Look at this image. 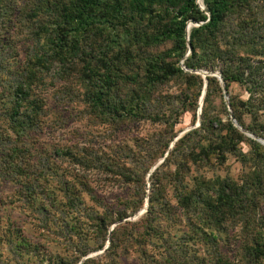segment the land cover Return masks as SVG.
<instances>
[{"label":"trees","instance_id":"trees-1","mask_svg":"<svg viewBox=\"0 0 264 264\" xmlns=\"http://www.w3.org/2000/svg\"><path fill=\"white\" fill-rule=\"evenodd\" d=\"M9 2L19 6L17 0H0V11L11 9ZM199 4L197 0H35L30 12L23 10L32 17L37 42L20 67H12L15 56L10 60L0 52V72L10 78L2 76L0 85V180L14 181L22 203L42 215L61 204L58 191L64 194V215L57 220L70 234L73 247L69 254L51 258L50 264H122L123 256L133 250L151 264H235L219 245L223 231L244 215L251 233L242 242L243 263L264 264V218L257 225L251 220L258 202L264 200V145L231 121L220 80L192 72L220 70L236 121L264 139L260 120L264 0H199ZM5 14L4 24L11 23L10 13ZM190 21L202 25L190 29L192 52L187 56ZM167 43L171 46L165 51H152ZM55 75H63L66 83L76 79L65 85L64 94L70 87L66 94L70 101H82L88 113L105 124L151 120L165 126L159 140L136 152L134 164L126 152L89 163L92 156L82 160L71 149L57 150L58 157L135 183L132 196L117 197L108 205L80 174L75 183L62 182L58 191L42 185L45 166L40 167L38 142L48 126L46 84ZM205 80L201 124L180 137L175 129L182 116L192 112L193 125L198 122ZM175 82L181 86V97L163 110V90ZM233 85L242 87L248 98L232 95ZM243 144H248V151ZM229 155L252 165L242 182L210 176ZM152 168L147 211L139 222L127 221L145 207L146 177ZM87 194L96 205L88 204ZM180 220L187 231L178 238L172 230L181 226ZM10 231L13 239L18 231ZM14 240L16 248L26 251L24 256L37 251L28 238ZM91 242L97 245L91 247ZM202 243L213 247L212 259L191 252ZM153 246L160 248L156 254ZM97 250L104 252L85 259ZM29 261L37 263L31 257Z\"/></svg>","mask_w":264,"mask_h":264},{"label":"rangeland","instance_id":"rangeland-1","mask_svg":"<svg viewBox=\"0 0 264 264\" xmlns=\"http://www.w3.org/2000/svg\"><path fill=\"white\" fill-rule=\"evenodd\" d=\"M17 1L19 6L15 5L14 2H9L11 9L0 11V25L1 27L4 26L0 31V52L3 57H7L10 60L13 59L12 56H15V60L12 61H16V63L12 67H15L19 63L23 65L26 62L28 53L34 51L37 42L36 36L32 34L33 27L30 22L31 20H29L32 17L26 15V12L23 11L25 9L27 12H30L34 8L35 0ZM7 11L10 13L8 18H10L11 23L4 24V20H7V15L5 14ZM42 18L39 17V19ZM27 19L29 20L28 23H20L21 21H27ZM8 44L13 45L14 48H8ZM15 44L18 45V49ZM32 44L33 49L31 48ZM170 46V43L163 44L155 47L152 51L154 53L162 52ZM203 72L211 74L208 76H212V73L221 71ZM74 74L76 75L77 72H74ZM198 74L203 76L201 73ZM2 76L6 80L10 79L0 72V85L3 82ZM61 76L55 75V77L48 79V81H52L46 84V92L49 97L47 107L48 126L38 142L40 158L43 159L40 161V167L45 166V177L41 180L42 185L47 186L48 190L54 189L58 191V188L62 186V182L75 183V180L79 178L76 174H80L88 178L97 197L106 200V204L108 205L117 202L119 197L132 196L136 188L135 183L124 182L114 177L111 178V175L106 174L101 168L84 167L81 163L73 162L72 159L63 157V155V158L58 157L61 156V153L59 155L57 150L63 149L66 151V149H71L82 160L89 159L92 156L91 158L93 159L89 163L97 158L105 159V156L112 155L114 152L117 154H124L126 152L125 157L129 156V162L131 161L134 164L136 161H133V159L136 152L145 150L150 144L159 140V134L166 130L165 126L151 120H126L122 121L124 123L118 126L116 124H105L103 120L91 116L82 101H70L66 95L70 87L67 88L64 94L65 85L76 83V79L71 78L66 83L61 79ZM230 89L234 96H239L243 99H247L249 96L238 85H233ZM181 91V86L177 82L163 90V95L165 96L162 105L163 110L170 109L171 105L174 106L173 103L181 97ZM151 109L154 110V108ZM260 120H264V117H260ZM247 122H250V120L248 119ZM196 125L197 123L193 125V113L187 112L180 118L175 130L180 135ZM242 146L244 150H249L248 144H243ZM129 148L132 149L129 150ZM247 163L240 161L233 155H229L227 161L219 165L210 176L221 179L229 178L242 182L244 177L250 174L253 169L252 165ZM46 165L52 166L53 169H49ZM153 170L154 168H152L146 177L147 195L145 207L127 218V221L139 222L147 211L148 203L146 201L152 187V180L149 176ZM42 198L45 199L44 203L51 204L45 196H42ZM56 199L61 204L53 208L48 216L42 215L40 212L22 203L23 200L19 197V186L14 181L0 180V264H27L30 263L29 257L32 258L33 262H37L36 264H40L41 262L50 264L49 260L51 258L67 255L71 252L73 245L70 234L65 229L59 227L57 220L64 215L62 213L63 204H65L64 194L58 191ZM87 202L89 205H96L94 199L89 194H87ZM259 202L256 206V215L251 217V220L256 221V225L261 224V219L264 218V200H260ZM53 212L56 215H53ZM242 218L237 219L236 226H231L228 230L223 231V240L220 241L219 245V249L226 255H229L235 264H244L241 255L242 242L251 233V228H248V225L245 224L247 220L246 215L242 216ZM178 222L181 226L174 227L172 232L173 235L179 238L187 231L186 228L184 231V227H187V225L184 220ZM163 224L165 225L166 223ZM116 225L114 224L112 228ZM254 225L255 223L253 222L252 226ZM10 228L18 231V233H14L13 239ZM17 236L28 238L37 246V251L33 252L30 256H24L23 254L26 251L15 247L16 241L14 239ZM90 244L91 247L97 245L94 242ZM158 250L160 248L156 246L152 247L153 253L156 254ZM103 252V250L93 251L85 259L101 256ZM191 252H197V254L205 256L207 260L212 259L214 256L213 247L211 248V246L203 243L195 245ZM140 256V252L133 250L123 256L122 264H151Z\"/></svg>","mask_w":264,"mask_h":264},{"label":"water","instance_id":"water-1","mask_svg":"<svg viewBox=\"0 0 264 264\" xmlns=\"http://www.w3.org/2000/svg\"><path fill=\"white\" fill-rule=\"evenodd\" d=\"M197 3L199 4V0H197ZM199 6H200V8H201L202 10H205V6H202V5H200V4H199ZM208 16H209V19H210V18H211L210 13H208ZM200 25H202V23H196V22H194V21H190V22L188 23V27H187V31H186V38H187V41H188L189 52H188L187 56H188L189 54H191V52H192V46H191V44H190V29H191L192 26H200ZM181 64H182V66H183V62H182ZM183 67H184V66H183ZM186 70L188 71V69H186ZM192 72H195V73H201V74H203L204 77H206V76H208V75H211V74H209V73H205V72H203L202 70H200V71H192ZM212 76L217 77V78L220 80V82H221V86H222V88H223V93H224L225 102H226V104H227V106H228V108H229V111H230V118H231V121H232V122L235 124V126H236L237 128H239L241 131L247 133L250 137H252V138H254L255 140H257V141L261 142L262 144H264V139H262L261 137H258V136H256V135H254V134L251 133V132H247V131H245V130H244V129L238 124V122L236 121V118H235V116H234V114H233V112H232V110H231L230 101H229V93H228V91H227V89H226V85H225L224 79H223V77H222V73H221V72H215V73H212ZM206 91H207V80H205V87H204V92H203V95H202V98H201L200 110H199V115H198V122H197V125L194 126L193 128H191L190 130H192V129L198 127V126H200V124H201V121H200V115H201V112H202V106H203V102H204V97H205ZM190 130H187V131L183 132L182 134H180V137H181L182 135H184L186 132H189ZM173 147H174V143H173L172 146L170 147V149H169V151H168V153H167V156L170 154V152H171V150H172Z\"/></svg>","mask_w":264,"mask_h":264}]
</instances>
